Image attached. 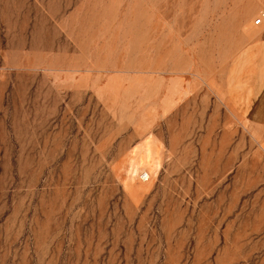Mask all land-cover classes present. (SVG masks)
I'll list each match as a JSON object with an SVG mask.
<instances>
[{
	"label": "rangeland",
	"instance_id": "rangeland-1",
	"mask_svg": "<svg viewBox=\"0 0 264 264\" xmlns=\"http://www.w3.org/2000/svg\"><path fill=\"white\" fill-rule=\"evenodd\" d=\"M262 14L0 0V264H264V128L227 97Z\"/></svg>",
	"mask_w": 264,
	"mask_h": 264
},
{
	"label": "crops",
	"instance_id": "crops-1",
	"mask_svg": "<svg viewBox=\"0 0 264 264\" xmlns=\"http://www.w3.org/2000/svg\"><path fill=\"white\" fill-rule=\"evenodd\" d=\"M240 59L241 70L228 83V101L248 125L264 128V38L247 45Z\"/></svg>",
	"mask_w": 264,
	"mask_h": 264
},
{
	"label": "built area",
	"instance_id": "built-area-1",
	"mask_svg": "<svg viewBox=\"0 0 264 264\" xmlns=\"http://www.w3.org/2000/svg\"><path fill=\"white\" fill-rule=\"evenodd\" d=\"M263 16H264V15L262 14V17H263ZM259 21H260V19L255 20V24H258ZM142 179H143V181H147V180H148V176L144 174V175L142 176Z\"/></svg>",
	"mask_w": 264,
	"mask_h": 264
}]
</instances>
